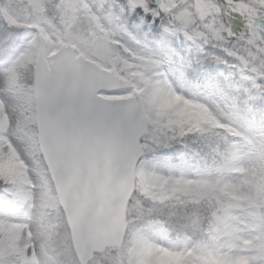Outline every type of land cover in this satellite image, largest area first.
I'll use <instances>...</instances> for the list:
<instances>
[{"label": "rangeland", "instance_id": "rangeland-1", "mask_svg": "<svg viewBox=\"0 0 264 264\" xmlns=\"http://www.w3.org/2000/svg\"><path fill=\"white\" fill-rule=\"evenodd\" d=\"M85 1L0 0V17L7 20L8 32L14 31L11 42L18 45L6 60L0 56V178L9 179L14 192L12 197L0 194V260L64 264L70 258L80 264L73 247L70 254L61 250V221L67 222L41 164L36 90L34 84L20 82L22 70L29 80L44 36L50 66L60 49L72 46L79 59L98 63L120 80L121 91L107 97H135L144 107L151 127L143 139L136 193L157 203L183 195L210 201L207 212L218 211L204 241L197 242L172 237L161 221L140 226L139 219H130L129 209L123 245L90 264H264V127L237 110L244 84L254 90L245 94L243 106L264 101V49L240 45L248 38L251 45L264 40L260 31H247L250 26L240 22L252 23L260 16L264 27L261 0H125L129 17L140 27L176 40L180 50L172 48L170 55L160 49L155 56L135 52L114 38L109 23ZM241 35L246 39L237 41ZM212 44L231 58L222 75L226 88L212 79L210 86L202 87L200 76L189 72L198 63L194 54H205ZM208 92L221 98L226 118L189 103ZM194 123L216 129L227 147L218 149L216 156L194 152L173 159L163 154ZM235 129L239 134L234 136ZM37 231L39 243L34 239Z\"/></svg>", "mask_w": 264, "mask_h": 264}, {"label": "water", "instance_id": "water-1", "mask_svg": "<svg viewBox=\"0 0 264 264\" xmlns=\"http://www.w3.org/2000/svg\"><path fill=\"white\" fill-rule=\"evenodd\" d=\"M47 52L42 36L34 75L41 153L67 223L74 226L76 255L90 264L125 241L142 140L151 124L135 97L102 95L122 87L112 72L78 59L72 46L56 53L51 68Z\"/></svg>", "mask_w": 264, "mask_h": 264}, {"label": "trees", "instance_id": "trees-1", "mask_svg": "<svg viewBox=\"0 0 264 264\" xmlns=\"http://www.w3.org/2000/svg\"><path fill=\"white\" fill-rule=\"evenodd\" d=\"M261 2L264 7V0H261ZM85 3L109 23L110 31L114 38L122 41L129 49L135 52L141 51L148 56H155L156 51L161 49L165 53L172 55V48L179 49L176 40L168 34L160 30L151 31L135 23L128 15V6L125 0H89L85 1ZM168 9L172 10L170 6H168ZM6 21L4 17H0V56L4 58L3 60L14 54L18 47L17 44L12 43L10 40V36L13 35L14 31L8 32ZM246 23L251 22L246 21ZM260 25H263V23L261 24L260 22ZM246 29L247 31H260L256 27H247ZM260 34L264 38V34L262 32ZM244 39H246V36L241 35L237 41H243ZM248 40L250 39H246L240 45L248 48L255 47V49L259 46L264 49V40L256 39L252 45ZM222 49L223 47L212 44L208 47L205 54L197 52L194 54L198 63L189 72L191 76H200L198 83L202 84V87L210 86L209 81L212 79L211 83L218 82L221 88H226L222 75L227 71L229 67L227 65L231 58ZM34 69L35 66L33 65L29 80L27 79L26 70L20 71L21 86H25L28 83L34 84ZM232 82L235 84L237 81L234 80ZM250 85L249 83L243 85L238 98L241 109L237 110L242 111L250 120L259 123L260 127H264V101L261 99L252 100L250 101V107L243 106L246 100L245 94L250 90H254L253 85ZM139 87L141 86L139 85ZM233 132L234 136L239 134L236 129ZM219 134L220 132L216 131V129H204L194 123L186 127L168 147H165L163 154L173 159L180 155L194 152L216 156L218 149H221L222 146L223 148L227 147V142L225 139L222 140ZM232 139L228 135L229 143L232 142ZM41 164L44 165L43 160ZM2 193H8L11 197L14 195L11 181L7 178H0V194ZM209 207H211L210 201H193L192 198L184 197L183 195H176L164 203H157L141 195V192H137L131 201L129 215L130 219H139L140 226H145L151 221H161L172 237L188 236L197 242H202L205 239V233L210 229L214 214L218 213L216 208L207 212ZM261 207L264 219V202ZM17 260V257L9 260H0V264H16ZM190 264L202 263L192 262Z\"/></svg>", "mask_w": 264, "mask_h": 264}, {"label": "clouds", "instance_id": "clouds-1", "mask_svg": "<svg viewBox=\"0 0 264 264\" xmlns=\"http://www.w3.org/2000/svg\"><path fill=\"white\" fill-rule=\"evenodd\" d=\"M189 103L194 104L195 106L199 107L201 110L205 112L215 113L216 115L225 118L227 116V113L222 107L221 98L215 92H208L204 95V98L202 100L189 101ZM136 118L143 120L144 114L142 112H138L136 114ZM57 219H60V217L58 216ZM61 224H62V232L59 241L61 250L70 254L73 247L74 226L71 224L64 225L63 221H61ZM29 227H32V225H30ZM40 238H41V233L39 231L35 232L34 239L37 243H39ZM64 264H74V261L68 258L64 261Z\"/></svg>", "mask_w": 264, "mask_h": 264}, {"label": "bare ground", "instance_id": "bare-ground-1", "mask_svg": "<svg viewBox=\"0 0 264 264\" xmlns=\"http://www.w3.org/2000/svg\"><path fill=\"white\" fill-rule=\"evenodd\" d=\"M32 119H33V116H32Z\"/></svg>", "mask_w": 264, "mask_h": 264}]
</instances>
